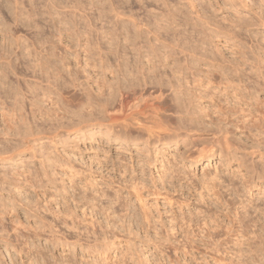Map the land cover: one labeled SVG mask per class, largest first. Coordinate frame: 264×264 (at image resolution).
<instances>
[{"label":"clouds","instance_id":"9594fccd","mask_svg":"<svg viewBox=\"0 0 264 264\" xmlns=\"http://www.w3.org/2000/svg\"><path fill=\"white\" fill-rule=\"evenodd\" d=\"M0 264H264V0H0Z\"/></svg>","mask_w":264,"mask_h":264},{"label":"rangeland","instance_id":"374dc122","mask_svg":"<svg viewBox=\"0 0 264 264\" xmlns=\"http://www.w3.org/2000/svg\"><path fill=\"white\" fill-rule=\"evenodd\" d=\"M81 147L83 148V146H81ZM84 158H85V159L88 158L87 154L85 155ZM256 167H257V169L259 170V169H260V164L257 163ZM65 190H66V192L68 193V196H69V197H74V196L76 195V193L79 191L78 188H76L75 186H73V185H71V184L67 185L66 188H65ZM70 207H71V206H70ZM83 214H84L83 211H79V212L76 213L77 216H82ZM21 223H23L22 220H21ZM57 227H60V226L57 225ZM67 227H68V229H71V227H72V221H71V220H68V221H67ZM61 230H62V231H65V229H63V228H62ZM93 259H95V258H93Z\"/></svg>","mask_w":264,"mask_h":264}]
</instances>
